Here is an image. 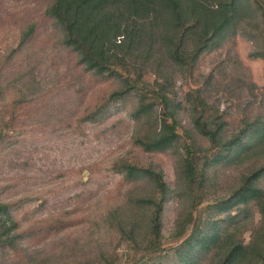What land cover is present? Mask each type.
<instances>
[{
  "label": "trees",
  "instance_id": "16d2710c",
  "mask_svg": "<svg viewBox=\"0 0 264 264\" xmlns=\"http://www.w3.org/2000/svg\"><path fill=\"white\" fill-rule=\"evenodd\" d=\"M45 16L61 31V43L76 53L87 75L123 81L105 104L85 111L77 121L99 120L114 104L130 106L136 144L180 155L177 175L183 182L181 192L191 202L169 233L165 205L175 190L163 169L130 161L114 167L128 183L144 177L154 184L152 194L136 198L137 208L147 211V227L140 231L136 217L119 222L129 248L135 251L131 264H162L160 254L170 247L179 264H202L210 253L208 264H264V110L244 116L235 130H229L219 107L207 100L201 87L190 89L183 100L191 104L193 128L209 141L204 145L191 130L178 128L184 102L175 92L173 76L175 68L192 72L206 52L238 32L261 42L251 54L264 57V0H49ZM36 30L37 22H28L18 47L11 50L24 51ZM46 50L51 53L52 48ZM40 56L28 72L29 81L37 86L36 77L44 76L40 69L48 71L51 61L48 54ZM148 72L153 80H146ZM3 76L0 68V142L5 145L22 134L24 122L17 109L29 96L19 79L6 81ZM7 89L15 94L11 103ZM1 104L9 108L3 111ZM160 112L165 119L160 120ZM237 164L243 168L231 191L212 197L199 209L211 192L212 176L222 166ZM6 186L0 185V191ZM20 211L24 215L16 217ZM31 213L25 197H0V248L65 227V219H59L38 231L26 229L24 225L33 221ZM110 215H115L114 209ZM78 250L73 242L62 248L59 259L63 264H77L73 255ZM104 254L100 264H118L114 256Z\"/></svg>",
  "mask_w": 264,
  "mask_h": 264
},
{
  "label": "rangeland",
  "instance_id": "374dc122",
  "mask_svg": "<svg viewBox=\"0 0 264 264\" xmlns=\"http://www.w3.org/2000/svg\"><path fill=\"white\" fill-rule=\"evenodd\" d=\"M48 2L0 0L3 80L19 79L16 81L29 96L17 109L24 122L22 134L11 143L0 142V185H8L0 191V197H25L33 211V221L24 225L26 229L36 227L38 231L47 222L59 219H65L66 224L60 231L40 232L18 240L14 246L0 248V264H63L59 259L61 250L73 242L79 248L73 255L77 264H100L101 252L114 256L118 264H131L135 251L129 248L119 222L123 217H136L140 231L147 227V211L137 208L136 198L152 194L154 184L144 177L128 183L114 167L120 161H130L163 169L175 190L165 205L164 224L169 233L191 202L181 192L183 182L177 175L180 155L149 151L136 144L130 106L114 104L99 120L77 121L85 111L105 104L109 93L119 89L123 81L120 77L106 79L86 74L76 53L61 43V31L45 16ZM31 21L37 22L34 39L24 51L14 52L11 49L18 47L23 27ZM251 28L248 25V30ZM258 45L262 43L238 32L222 46L206 52L192 72L175 68V92L184 102L178 115L181 132L189 129L209 145L208 139L193 128L191 104L183 100L195 87H201L207 100L219 107L229 130H235L244 116L264 110V57L251 54ZM39 53L50 55L51 61L48 71L40 69L44 76L36 77L37 86L29 81L28 72L33 60L41 59ZM145 78L153 80L154 75L148 72ZM6 93L11 103L15 94L10 89ZM5 108L9 106L1 104L3 111ZM159 117L166 118L162 112ZM240 165L222 166L212 176L211 192L199 209L212 197L231 191L232 184L240 179ZM112 209L115 215H110ZM23 215L20 211L16 217ZM245 236L248 240L249 232ZM161 253L162 264H179L174 247ZM210 255L202 264L209 263Z\"/></svg>",
  "mask_w": 264,
  "mask_h": 264
}]
</instances>
